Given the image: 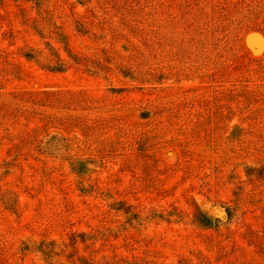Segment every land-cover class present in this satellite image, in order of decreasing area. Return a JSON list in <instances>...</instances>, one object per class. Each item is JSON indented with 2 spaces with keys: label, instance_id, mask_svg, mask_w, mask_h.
<instances>
[{
  "label": "rangeland",
  "instance_id": "obj_1",
  "mask_svg": "<svg viewBox=\"0 0 264 264\" xmlns=\"http://www.w3.org/2000/svg\"><path fill=\"white\" fill-rule=\"evenodd\" d=\"M260 1L255 20L245 12L232 41L227 32L211 37L210 28L200 35L205 46L212 38L220 47L216 66L181 77L163 65L164 81L146 83L122 74L141 70L129 62L130 46L139 30L150 35L146 18L156 12L161 32L151 39L170 55L180 0L0 2V108L19 92L85 93L102 110L77 120L110 126L98 164L82 177L34 153L37 119L11 105L0 113V264H264V172H247L264 166V92L255 89L264 86V34L247 33L264 29ZM137 12L145 30L121 27ZM55 27L68 36L70 57ZM159 67L147 59L144 70ZM235 124L239 139L229 136ZM114 200L141 220L128 222L111 208ZM195 207L216 225L199 227ZM159 212L165 220L152 218ZM71 232L86 243L70 246Z\"/></svg>",
  "mask_w": 264,
  "mask_h": 264
},
{
  "label": "trees",
  "instance_id": "obj_2",
  "mask_svg": "<svg viewBox=\"0 0 264 264\" xmlns=\"http://www.w3.org/2000/svg\"><path fill=\"white\" fill-rule=\"evenodd\" d=\"M221 2L222 0H180L181 9L179 12L174 13L170 24L175 29L171 31V39L169 40L172 52L167 56L161 53L163 47L161 39H151L152 36L155 37L161 32L158 26V14L156 12L154 14L148 13L149 20L146 18L147 23L150 25L153 22V25L148 28L150 35H145L144 31L139 30L142 36L130 46L132 57L129 62L131 63L132 60L138 62L141 70L138 65L135 71H132L131 67H124L122 74L132 80L138 81L140 79L142 83L162 82L165 79L166 72L159 66L165 65L167 72L181 77H189L194 70L196 72L195 76L200 77L204 74L203 70L207 67L216 66L213 48L218 50L220 47H213L214 39L212 38L205 46L200 35L203 37V31L210 28L209 35L211 37L214 32L220 36L221 33L227 32L226 36L229 35L227 40L232 41L233 37L235 38L240 34L242 27H238V24L243 19L244 13L253 12V20H255L258 13V5L261 3V1L257 2V0H237V3L234 0ZM141 16L140 12L135 13V15L131 14L129 17L124 16L121 27L128 29L130 25L135 27L136 25L138 27L141 25L145 30L144 24L137 21ZM141 21L143 22V18ZM191 23H194L195 28L188 30L186 26ZM212 27L218 28V31H215V28ZM55 29L58 41L64 45V53L70 57L71 51L67 48L68 45L64 41L68 39V36L64 33H58L59 27H55ZM196 29L198 31L195 34L194 30ZM60 31L62 32V30ZM252 31L264 34V29L259 27H253L247 33ZM138 43L140 45H137ZM55 53L57 54L59 51ZM58 56L59 60L62 61L60 54ZM147 59L160 69L150 68V72L145 71ZM132 67L134 68L133 65ZM56 68L54 70L62 71L64 65L61 63ZM130 72L136 77L132 76ZM255 89L263 90L264 92V86H258ZM10 96L11 100L7 101L6 104L8 107L11 105V111L15 110L21 117L30 120L37 119L41 123V126L35 129L37 133L31 138L34 141L32 144L34 153L47 159L66 162L78 176H88L92 172L99 160L95 154L96 149L105 140V135L110 126L108 124L102 126V124L96 125L93 123L88 128L89 121L82 125L77 119L85 118L94 111L102 110L100 107L94 106L96 104L95 101L85 93L19 92L14 97ZM7 106L4 107V110L0 108V113L4 116L9 111ZM148 116L149 113L143 115L145 119ZM75 122L77 123L75 125L77 129L70 128V125ZM103 122L105 123V121ZM241 131L240 125L235 124L229 136L239 139ZM247 172L248 175L254 174L256 177H261L264 172V166L248 169ZM110 204L113 210L123 213L128 222H139L141 220V215L133 212L134 209L126 201L114 200ZM152 218L163 221L166 218V214L161 212L159 214L154 213ZM193 220L199 227L204 229H209L216 225V222L211 217L197 207H195ZM84 237L83 233L71 232L70 246L75 247L79 242L86 243ZM38 243L39 247L43 248L40 252L50 258V251H47V248L44 247L45 241Z\"/></svg>",
  "mask_w": 264,
  "mask_h": 264
}]
</instances>
